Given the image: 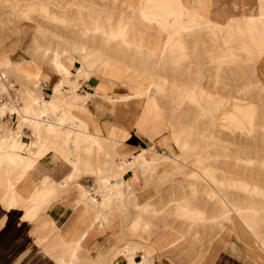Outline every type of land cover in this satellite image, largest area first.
<instances>
[{
    "label": "rangeland",
    "instance_id": "obj_1",
    "mask_svg": "<svg viewBox=\"0 0 264 264\" xmlns=\"http://www.w3.org/2000/svg\"><path fill=\"white\" fill-rule=\"evenodd\" d=\"M219 5L0 0V90L18 86L22 100L14 131L0 121V171L13 169L9 138L30 127V151L55 152L73 170L69 186L94 177V192L80 187L81 201L100 222L114 216L111 229L122 223L158 241L179 264H264V0L232 1L224 22L213 17ZM50 71L60 80L47 94L40 82ZM92 74L117 84L111 96L77 92ZM91 96L107 105L97 117L111 122L106 136L78 115ZM140 126L168 130L172 145L128 159L120 146L147 140ZM132 244L123 241L112 263L165 264L147 250L135 260Z\"/></svg>",
    "mask_w": 264,
    "mask_h": 264
},
{
    "label": "crops",
    "instance_id": "obj_2",
    "mask_svg": "<svg viewBox=\"0 0 264 264\" xmlns=\"http://www.w3.org/2000/svg\"><path fill=\"white\" fill-rule=\"evenodd\" d=\"M232 1L217 0L223 5L217 6L214 12L216 21L224 22L232 17ZM59 80L58 73L48 72L46 78H41L40 86H45L43 92L49 94L48 91L51 92ZM114 83L107 77L92 74L79 80L77 92L83 95L98 88L111 96L110 92L117 86ZM13 93L17 94L16 91ZM17 95L21 99L20 93ZM102 100L98 96L89 97L87 109L78 115L88 124L91 133L106 136L104 129L108 130L111 122L108 119L100 120L101 124L97 121V117L104 113L100 106L107 107ZM105 113L110 116V113ZM16 120L17 116L5 119L1 126L6 131H14ZM136 130L147 140L139 137L132 140L128 137L120 146L128 159H132L142 149L163 151L172 145L168 130L157 133L141 126ZM21 131L17 136L13 134L7 142V163L13 169L10 174L0 171V264H126L120 256L112 263L114 250H118L125 240L139 246L134 256L137 261L141 260L143 251L147 250L154 263H159L158 258H161L165 264H179L176 258L162 252L164 248L158 241L144 240L137 235L135 237V234L126 231L122 223H118L114 230L111 229L114 228L111 227L114 216L100 222V216L91 206L83 203L80 197V187L93 188L94 177L81 175L69 186L68 178L72 168L63 166L59 162L61 158L45 146L30 151L35 136L29 131H24V135L20 136ZM131 174L128 171L125 178ZM63 180L67 181L65 185L61 184ZM50 189H53V197L49 204H45L43 193ZM10 191L17 193L16 201L12 204Z\"/></svg>",
    "mask_w": 264,
    "mask_h": 264
},
{
    "label": "built area",
    "instance_id": "obj_3",
    "mask_svg": "<svg viewBox=\"0 0 264 264\" xmlns=\"http://www.w3.org/2000/svg\"><path fill=\"white\" fill-rule=\"evenodd\" d=\"M44 87V85L40 87L42 92L45 90ZM15 89L19 91L18 86H15L14 89H11V87H7L6 91L4 92L0 90V116H2L0 117V121H3L5 119H14L17 116L16 109L21 105V99L17 94L13 93ZM6 92L8 95L5 94ZM1 110L4 111L3 115H1ZM24 131L30 132V129L28 127H24L21 131L20 136L24 135Z\"/></svg>",
    "mask_w": 264,
    "mask_h": 264
},
{
    "label": "bare ground",
    "instance_id": "obj_4",
    "mask_svg": "<svg viewBox=\"0 0 264 264\" xmlns=\"http://www.w3.org/2000/svg\"><path fill=\"white\" fill-rule=\"evenodd\" d=\"M3 112H4V111H3V110H1V115H3ZM0 117H2V116H0ZM91 191H92V192H94V189H93V188H91ZM91 195L93 196V193H91ZM95 198H96V197H95ZM96 199H97V198H96Z\"/></svg>",
    "mask_w": 264,
    "mask_h": 264
}]
</instances>
